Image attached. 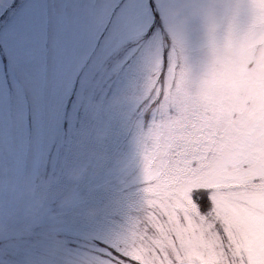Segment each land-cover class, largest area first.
I'll return each mask as SVG.
<instances>
[{
	"label": "rangeland",
	"instance_id": "1",
	"mask_svg": "<svg viewBox=\"0 0 264 264\" xmlns=\"http://www.w3.org/2000/svg\"><path fill=\"white\" fill-rule=\"evenodd\" d=\"M238 3L0 0V264L141 261L149 167L264 121Z\"/></svg>",
	"mask_w": 264,
	"mask_h": 264
},
{
	"label": "snow or ice",
	"instance_id": "2",
	"mask_svg": "<svg viewBox=\"0 0 264 264\" xmlns=\"http://www.w3.org/2000/svg\"><path fill=\"white\" fill-rule=\"evenodd\" d=\"M236 8L264 27V0ZM208 137L149 167L142 264H264V121L228 153Z\"/></svg>",
	"mask_w": 264,
	"mask_h": 264
},
{
	"label": "trees",
	"instance_id": "3",
	"mask_svg": "<svg viewBox=\"0 0 264 264\" xmlns=\"http://www.w3.org/2000/svg\"><path fill=\"white\" fill-rule=\"evenodd\" d=\"M1 21V20H0Z\"/></svg>",
	"mask_w": 264,
	"mask_h": 264
}]
</instances>
